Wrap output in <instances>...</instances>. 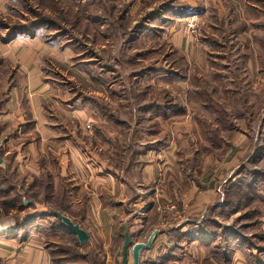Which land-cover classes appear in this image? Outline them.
I'll return each mask as SVG.
<instances>
[{"label":"rangeland","instance_id":"obj_1","mask_svg":"<svg viewBox=\"0 0 264 264\" xmlns=\"http://www.w3.org/2000/svg\"><path fill=\"white\" fill-rule=\"evenodd\" d=\"M18 1L45 2L17 15L15 22L6 21L9 27L21 24L22 17L40 21L44 40L78 50L67 65L76 70L58 65L48 68L46 77L62 82L80 103L96 101L105 116L104 123L91 122L85 133L76 134L89 147L86 157L92 153L123 170L148 152L154 156L176 147L173 155L186 181L204 187L212 179L218 191L217 211L212 209L202 222L207 246L192 248L189 257L195 260L186 264H237L238 255L251 260L247 249L264 246V0ZM49 1H56V11ZM152 14L155 19L166 16L168 23ZM181 41L197 49L208 68L200 69L187 51L178 50ZM84 67L92 70L87 77L94 86L82 80ZM86 91L89 100L82 97ZM46 108H52L50 103ZM10 126L0 133V156L6 158L0 168V247L49 233L46 244L68 262L78 251L70 238L74 236L53 215L66 216L67 209L62 191L52 197L53 155L47 150L31 164L28 146L41 135L27 127L18 145L11 141L17 135ZM96 127L105 131L97 134ZM17 156L28 163L16 165ZM232 184L236 186L230 192ZM250 189L258 194L255 202ZM59 228L62 234H55ZM173 242L167 257L181 256L182 246ZM159 255L147 262L176 264Z\"/></svg>","mask_w":264,"mask_h":264},{"label":"crops","instance_id":"obj_2","mask_svg":"<svg viewBox=\"0 0 264 264\" xmlns=\"http://www.w3.org/2000/svg\"><path fill=\"white\" fill-rule=\"evenodd\" d=\"M30 2L0 0V21L15 22L17 15L25 16L24 12L34 11L45 1ZM50 2L56 1L47 3L49 8L53 6L56 11V4ZM63 12L65 14L67 11ZM179 15L176 16L179 17L177 22L181 18ZM151 16L154 18L153 14ZM156 19L168 23L166 16L160 15ZM20 21L22 25L27 22L23 17ZM149 28L153 27L150 25ZM42 31L39 29L34 34H17L10 42H3L1 38L7 36L8 28H0V133L4 134L5 125H11L13 135H17L11 141L18 145L23 132H29V128L41 135L38 142L28 146L32 155L31 164L34 165L47 150L51 153L50 157L53 155L52 197H60V191L63 192L61 196L67 201L65 215L81 225L90 241L86 246H81L72 235L74 237L70 238L74 240L78 253L69 260L71 262H67L64 260L68 259L60 257L46 244L49 233H38L35 237L31 234L26 240L1 243V260L7 264H121L126 224L135 244L146 243L154 232H158L151 248L141 253V264H149L147 261L159 254L162 259L166 249L174 245V240L178 247L182 246L179 247L181 256L176 257L175 253L168 257L165 255L168 261L186 264L189 260H195L194 255L189 257L190 250L201 245L207 246L202 222H207L206 215L212 209L213 212L218 209L215 203L218 191L213 180L203 184L204 187L199 181H186L180 162L173 155L176 147L172 146L154 156L148 152L132 159L123 170L116 169L109 160L94 157L92 153L87 158L84 152L89 147L76 134L85 133V125H91V122L104 123L105 116L99 113L96 101L80 103L76 94L65 89L62 82H53L46 77L48 68H57L58 65L69 68V59L78 50L72 49L73 46L57 48L56 44H50L42 38ZM177 49L187 51L200 69L208 68L199 61V52L194 47H186L181 41ZM213 59L211 57V62H215ZM89 68H83L86 72L83 76L75 72L82 76L86 84L94 86L88 78L89 74L92 75ZM69 69L73 72L75 68ZM98 80L96 76L95 81ZM82 97L89 100L87 91ZM48 103L52 108H46ZM103 127H96V133H103ZM112 131L115 132L113 127ZM63 133L69 136L62 138ZM98 142L104 146L101 141ZM111 146L107 144V149ZM237 159V155L232 158L236 160L234 163H237ZM2 161L5 163V156ZM27 161L24 162L19 156L14 158L16 165L22 162L27 164ZM3 163L1 169L4 168ZM174 202H177V206L173 205ZM172 208L176 211H172ZM61 231L62 228H59L54 233L62 234ZM173 235L178 239H174ZM254 248L247 249V254L253 257L251 260L238 255L240 262L237 264H264V246ZM128 264H133L131 251Z\"/></svg>","mask_w":264,"mask_h":264},{"label":"water","instance_id":"obj_3","mask_svg":"<svg viewBox=\"0 0 264 264\" xmlns=\"http://www.w3.org/2000/svg\"><path fill=\"white\" fill-rule=\"evenodd\" d=\"M2 158L0 156V165L2 164ZM32 204V202L26 203L27 206ZM53 215L55 218L62 223L64 227H66L72 235H74L79 244L81 246H86L89 241L90 237L88 233L82 229L81 225L79 223H74L71 219L68 217L62 215L60 212L53 211ZM125 232H124V245H123V252H122V262L121 264H128L129 263V256L131 251V256L133 258V264H141V253L143 251H147L151 248L153 242L155 241L158 232H154L148 241L146 243H139L135 244L132 240V237L129 233L128 225H125Z\"/></svg>","mask_w":264,"mask_h":264},{"label":"trees","instance_id":"obj_4","mask_svg":"<svg viewBox=\"0 0 264 264\" xmlns=\"http://www.w3.org/2000/svg\"><path fill=\"white\" fill-rule=\"evenodd\" d=\"M0 28H8V34L6 37H2L1 40L3 42H10L11 40H13V38L16 37L17 34H34V32L36 30H39L42 28V23L40 21L38 22H27L26 24H16L14 26L9 27L7 25V23H5L4 21H0ZM264 181V180H263ZM236 185H231L230 187V192L232 190L235 189ZM242 187H236L237 190H240ZM251 193L253 194V196H251V199L253 202H255L256 198L258 197V194L254 191L251 190ZM256 193V194H255ZM257 195V197H255V195ZM261 201L264 202V198L261 197ZM227 206H231L230 202H226Z\"/></svg>","mask_w":264,"mask_h":264},{"label":"built area","instance_id":"obj_5","mask_svg":"<svg viewBox=\"0 0 264 264\" xmlns=\"http://www.w3.org/2000/svg\"><path fill=\"white\" fill-rule=\"evenodd\" d=\"M172 209H174V208H172ZM0 264H7V263H4L3 261H0Z\"/></svg>","mask_w":264,"mask_h":264},{"label":"bare ground","instance_id":"obj_6","mask_svg":"<svg viewBox=\"0 0 264 264\" xmlns=\"http://www.w3.org/2000/svg\"><path fill=\"white\" fill-rule=\"evenodd\" d=\"M194 21V20H193ZM1 233V232H0Z\"/></svg>","mask_w":264,"mask_h":264}]
</instances>
